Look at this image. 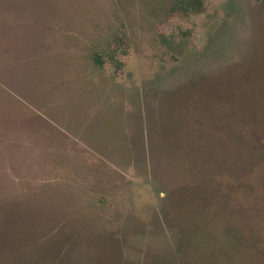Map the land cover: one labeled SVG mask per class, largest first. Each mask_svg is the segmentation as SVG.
Here are the masks:
<instances>
[{
  "label": "rangeland",
  "instance_id": "obj_1",
  "mask_svg": "<svg viewBox=\"0 0 264 264\" xmlns=\"http://www.w3.org/2000/svg\"><path fill=\"white\" fill-rule=\"evenodd\" d=\"M173 1L0 0V264H264V0Z\"/></svg>",
  "mask_w": 264,
  "mask_h": 264
},
{
  "label": "trees",
  "instance_id": "obj_2",
  "mask_svg": "<svg viewBox=\"0 0 264 264\" xmlns=\"http://www.w3.org/2000/svg\"><path fill=\"white\" fill-rule=\"evenodd\" d=\"M203 8L202 0H174L168 9L169 15L172 16H189L190 14L199 13ZM125 38L119 36L114 38L113 44L107 51L103 53H96L93 55L96 65H103V63H113L116 61V54L118 48H121L122 53L126 52Z\"/></svg>",
  "mask_w": 264,
  "mask_h": 264
}]
</instances>
